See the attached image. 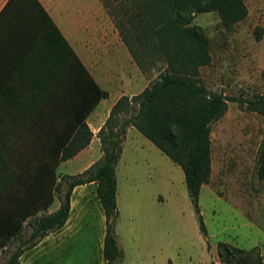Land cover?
<instances>
[{
	"label": "trees",
	"instance_id": "16d2710c",
	"mask_svg": "<svg viewBox=\"0 0 264 264\" xmlns=\"http://www.w3.org/2000/svg\"><path fill=\"white\" fill-rule=\"evenodd\" d=\"M27 1L41 11L56 30L59 63L62 59L65 76L64 96L74 95L73 101L66 100L62 106L66 105L75 113L68 122L71 126L74 120L75 127L79 126L75 141L79 137L83 150L93 137L86 119L109 93L98 86L39 0ZM104 4L138 67L143 72L151 70L146 63L161 62L166 67L143 92L132 98L123 96L116 103L98 133L103 157L81 174L63 176L67 188L65 194H61L62 182L57 183V164L30 167L28 172L18 169L16 181L24 199L17 208L0 215V252L19 241L5 264H22L21 257L25 252L35 248L51 233L60 231L70 217L74 188L91 182L97 183L98 199L106 220L104 259L106 264H119L123 251L115 232L119 217L116 168L130 127L136 128L182 168L200 231L207 235L199 199L212 172L211 124L225 114L228 99L209 92L200 82L201 68L212 61L210 41L201 27L191 25L190 14L216 11L222 25L231 28L246 19L248 8L243 0H104ZM245 103L250 110L264 117V95ZM57 104L61 106V103ZM130 112V117L119 124L117 118ZM77 151V148L69 153L65 151L60 160H67ZM257 175L264 179V138ZM46 194L47 199L40 203V196ZM55 194L61 202L60 208L52 214L38 216L39 211H46L51 206ZM27 228L31 233L22 238ZM219 257L226 264H264L260 255L226 243L219 244Z\"/></svg>",
	"mask_w": 264,
	"mask_h": 264
},
{
	"label": "rangeland",
	"instance_id": "374dc122",
	"mask_svg": "<svg viewBox=\"0 0 264 264\" xmlns=\"http://www.w3.org/2000/svg\"><path fill=\"white\" fill-rule=\"evenodd\" d=\"M243 1L248 16L231 28L222 25L216 11L190 14L191 25L201 27L210 41L212 61L201 68L200 82L228 99L225 114L211 124L212 172L199 199L207 235L200 231L182 168L132 130L116 168L120 195L115 232L123 251L119 264H226L219 257L220 243L252 251L264 263V179L257 175L264 117L245 103L264 95V0ZM146 67L151 70L143 72L138 65L125 70L136 95L166 66L157 62ZM131 114H121L118 123ZM76 170L60 167L58 175ZM66 189L64 184L62 195ZM104 230L101 212L91 206L73 233L64 235L71 246L61 251L60 262L43 264H101ZM28 236L25 229L22 238ZM18 244L0 252V264ZM33 257L27 254L22 264H37Z\"/></svg>",
	"mask_w": 264,
	"mask_h": 264
},
{
	"label": "crops",
	"instance_id": "0c3cea01",
	"mask_svg": "<svg viewBox=\"0 0 264 264\" xmlns=\"http://www.w3.org/2000/svg\"><path fill=\"white\" fill-rule=\"evenodd\" d=\"M39 2L95 82L109 96L102 99L87 117L86 123L93 137L90 144L81 150L79 137L75 141L79 126L75 127L74 120L71 126L68 122L70 118H74L75 113L67 109L66 105L62 106L66 100L73 101L74 95L64 96L62 86L65 76L62 59L59 63L56 30L29 1L3 2L0 7V215L8 209L17 208L21 205L20 200L24 199L25 195L19 190L16 181L18 169L28 172L30 167L57 164V183L62 182L63 189V176L81 174L100 161L103 152L98 138L99 131L123 96L132 98L136 95L125 73L129 66H137L136 62L120 37L104 0ZM66 18L70 20V25L65 23ZM57 103H61V106ZM132 130L137 129L130 127L126 137ZM75 148L78 149L76 154L67 160H60L65 151L69 153ZM72 166L77 169L73 174L58 175L60 167ZM116 177L119 208L117 174ZM43 199H47V194L45 197L40 196V203ZM60 205L58 194H55L51 206L46 211H39L37 215L52 214ZM91 206L101 212L105 220L104 210L98 199L97 183L91 182L74 188L71 213L66 225L25 252L21 262L29 253H34V263L37 264L45 261L60 262L58 258L61 251L71 246L64 235L73 233L76 224L90 212ZM27 231L31 233L30 228ZM104 236L105 230L101 234L102 251ZM101 264H106L104 256Z\"/></svg>",
	"mask_w": 264,
	"mask_h": 264
}]
</instances>
